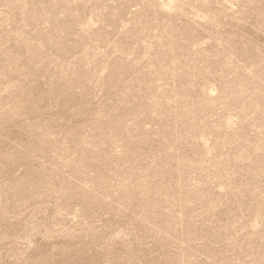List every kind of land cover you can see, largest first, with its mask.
<instances>
[{
  "label": "rangeland",
  "instance_id": "obj_1",
  "mask_svg": "<svg viewBox=\"0 0 264 264\" xmlns=\"http://www.w3.org/2000/svg\"><path fill=\"white\" fill-rule=\"evenodd\" d=\"M0 264H264V0H0Z\"/></svg>",
  "mask_w": 264,
  "mask_h": 264
}]
</instances>
